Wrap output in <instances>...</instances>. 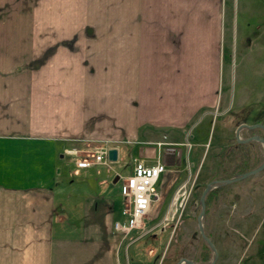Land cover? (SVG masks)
<instances>
[{"label": "crops", "instance_id": "crops-1", "mask_svg": "<svg viewBox=\"0 0 264 264\" xmlns=\"http://www.w3.org/2000/svg\"><path fill=\"white\" fill-rule=\"evenodd\" d=\"M240 8L239 0H0V264H111L116 253L129 261L115 228L127 220L122 193L107 186L123 175L113 162L78 169L64 150L117 131V162L129 145L130 174L135 159L166 164L163 205L169 168L179 167L166 153L186 145L181 131L200 112H217ZM254 12L249 48L264 37V7ZM236 30L237 38L238 21ZM170 131L173 147L162 150L159 136Z\"/></svg>", "mask_w": 264, "mask_h": 264}, {"label": "rangeland", "instance_id": "rangeland-1", "mask_svg": "<svg viewBox=\"0 0 264 264\" xmlns=\"http://www.w3.org/2000/svg\"><path fill=\"white\" fill-rule=\"evenodd\" d=\"M239 2L241 8L239 12L237 9L235 12L232 40L235 46L237 41V51L235 49L232 53V50L231 52L229 49L226 50L221 94L217 96V99L216 97L213 99L215 102L217 100L218 109L217 107L215 109L217 112L211 115L200 112L189 123L188 133L181 131V138L188 141L186 145L181 146V150L169 149L171 155L166 153V159L176 164L175 166L179 164V167H176V170L174 166L169 168L172 170L167 174L164 190L171 184L172 187L167 190L164 204L162 205V198H159L161 192L157 184L158 198L155 199L157 201L151 204L148 213L141 220L142 227L135 232L117 230L121 241L126 240L128 243L127 246L125 245L128 251L131 247V259L128 262L125 260L124 264H159L160 262L153 261L159 246L156 243L157 236L160 237L162 231L165 232V228L169 229L171 224L173 227L169 239L171 240L173 235L174 239H172L170 251L180 252L183 257L200 262L203 238L198 218L202 209L201 196L209 184H212L211 190L218 186L222 188L211 198L210 204L206 205V211L202 217L204 230L218 253L214 264H264V168L228 184L220 185L215 181L223 179L225 175L229 178L237 177L243 172L256 168L264 161V142L256 140L253 148L254 158L247 162L237 161L234 149L236 146H233L239 141L238 136L244 140L251 133L244 128L238 132V126L245 123L256 125L259 121H264V37L256 39L251 48L246 41V37L256 38L259 33L256 25L259 23L260 16L254 12V9L264 7V0H248L246 4L249 9L244 8L246 5L244 0ZM237 21L238 37L236 38ZM250 29L254 31L253 34L245 31ZM262 29L264 33V26ZM250 45L252 46L251 42ZM241 51L247 52L249 57H243L240 54ZM210 90L207 88V91ZM116 132L111 133L112 137L87 140L84 150L67 148L64 154L68 156V161L73 163L75 160L66 151L76 149L79 157L92 158L96 149L101 146L117 147L122 138L120 135L117 136ZM167 135L169 136L166 138H163V135L159 136L162 141L159 142L162 143L160 147L162 150L169 146L173 147L169 142L174 139L172 131ZM199 141L206 143L201 146L197 144ZM129 148V145L122 144L124 153L118 162H113L114 167L123 176L131 173L132 153ZM121 184L122 179L116 186L110 184L107 186L118 192L121 190ZM180 190L185 192L187 201L183 207L175 205L178 211L173 214L175 210L173 205ZM150 237L155 243H146ZM162 246L165 252L169 242ZM125 247L122 251L123 255ZM206 254L208 262L213 260L215 252L210 246L209 249L206 248ZM111 264H120L117 253Z\"/></svg>", "mask_w": 264, "mask_h": 264}, {"label": "built area", "instance_id": "built-area-1", "mask_svg": "<svg viewBox=\"0 0 264 264\" xmlns=\"http://www.w3.org/2000/svg\"><path fill=\"white\" fill-rule=\"evenodd\" d=\"M111 145L101 146L95 151L92 158L79 157L78 150L66 151L71 154L78 168H89L95 165H104L111 168V161L108 157ZM167 170L166 164L158 160L155 164L148 165L142 159L134 160L133 173L128 176H122L121 192L123 197L122 214L127 218L126 221H116V230L133 231L139 230L141 220L148 213L152 202L158 198L157 183L162 174ZM183 186L181 187V190ZM177 193L175 205L183 207L187 201L184 191ZM178 211V208L173 212ZM130 232V233H131Z\"/></svg>", "mask_w": 264, "mask_h": 264}, {"label": "trees", "instance_id": "trees-1", "mask_svg": "<svg viewBox=\"0 0 264 264\" xmlns=\"http://www.w3.org/2000/svg\"><path fill=\"white\" fill-rule=\"evenodd\" d=\"M240 144V143H238ZM225 156V155H224ZM253 170V169H252ZM251 171V170H249ZM248 172V171H247ZM245 173V172H243ZM241 173V174H243ZM227 176V177H226ZM225 179H229L228 175H225L223 177V179H218L219 181H222V180H225ZM159 182V180H158ZM220 185H224L220 182ZM219 190H222V188H220L219 186L216 187L215 189L213 190H210L207 195H206V205L208 206L211 202V198L215 195H217L219 193ZM208 210V208H207ZM172 227H173V224H171V226H169V229L168 228H165V232L162 231V233L160 234V237L157 236V241L156 243L159 244L158 246V249L156 250L155 252V255L153 257V261L154 263H158L160 262L159 264H178V262L181 260V258L183 257V255L180 253V252H177V251H170V247H171V244H172V239H174V235L172 236V239L170 240L169 237H170V233H171V230H172ZM164 232V233H163ZM151 240V241H150ZM150 240L148 238V240L146 241V243H149V242H154L153 241V238L151 239L150 237ZM170 240V241H169ZM167 241L169 242V246L167 247L166 251L164 252V247L162 245H165L167 243ZM155 243V242H154ZM206 248L209 249V246L208 244L204 241V239H202V249H201V257H200V262L197 261L198 264H207L209 263L208 262V257H207V254H206ZM130 251H131V247H129ZM133 249V247H132ZM130 251H129V260L131 259L130 257Z\"/></svg>", "mask_w": 264, "mask_h": 264}, {"label": "water", "instance_id": "water-1", "mask_svg": "<svg viewBox=\"0 0 264 264\" xmlns=\"http://www.w3.org/2000/svg\"><path fill=\"white\" fill-rule=\"evenodd\" d=\"M244 126L249 127V128H254V127L258 126V124H256V125L242 124L238 128L239 129L238 132ZM251 139H255V140L264 142V138L261 137V136H253ZM238 140L241 141V139L239 138V136H238ZM118 153H119V150H118L117 147L110 148L109 149V152H108L109 160L110 161H113V162H116L118 160ZM263 168H264V161H263V163L261 165H259L258 167H256L255 169H253L251 171L245 172V173H243V174H241V175H239L237 177H234V178H229V179H225V180L217 181V182H221L222 184H228V183H230L232 181H236V180L242 179L244 177H247V176H249L251 174L257 173V172L261 171ZM211 185L212 184L207 185L206 188L204 189L203 193H202V196H201V206H202V209H201V212H200V215H199V218H198L199 219V223H200V231H201L202 238L211 247V249L214 250V252H215V256H214L213 260H211L207 264H214L215 261H216V259H217V256H218L216 247L214 246V244L212 243V241L210 240V238L207 236V234H206V232L204 230L203 224H202V217L204 216L205 211H206V195L212 189V186ZM184 263L185 264H198L197 262H195L193 260H190V259H187V258L183 257L178 262V264H184Z\"/></svg>", "mask_w": 264, "mask_h": 264}, {"label": "flooded vegetation", "instance_id": "flooded-vegetation-1", "mask_svg": "<svg viewBox=\"0 0 264 264\" xmlns=\"http://www.w3.org/2000/svg\"><path fill=\"white\" fill-rule=\"evenodd\" d=\"M245 124H248V123H245ZM248 125H255V124H248ZM238 128H239V126H238ZM243 128L247 129V131H250L251 132L250 135L247 136L244 140L237 141V143L235 145H233V146H236V148H234V149L236 150L235 151V155H236L237 161L241 160V162H243V161L247 162V160H249V159L252 160L254 158V156H253V154H254L253 148H254V143L256 142V140L255 139H251V138L253 136H261V137L264 138V121H262V120L259 121L258 122V126L254 127V128H249V127H246V126H244ZM256 129H257V132H255ZM238 143H240V144H238ZM245 146H247V147H245ZM240 157H241V159H239ZM253 169H255V168H253ZM215 181L217 182L219 180H215Z\"/></svg>", "mask_w": 264, "mask_h": 264}, {"label": "bare ground", "instance_id": "bare-ground-1", "mask_svg": "<svg viewBox=\"0 0 264 264\" xmlns=\"http://www.w3.org/2000/svg\"><path fill=\"white\" fill-rule=\"evenodd\" d=\"M177 197H178V196H176V199H177ZM173 208L175 209V204L173 205ZM174 211H175V210H173V212H174ZM173 214H174V213H173Z\"/></svg>", "mask_w": 264, "mask_h": 264}]
</instances>
